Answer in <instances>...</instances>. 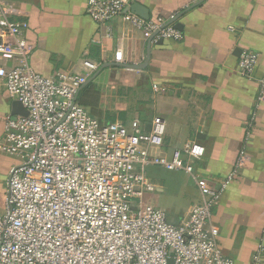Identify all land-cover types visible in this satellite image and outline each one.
<instances>
[{
  "label": "built area",
  "instance_id": "obj_1",
  "mask_svg": "<svg viewBox=\"0 0 264 264\" xmlns=\"http://www.w3.org/2000/svg\"><path fill=\"white\" fill-rule=\"evenodd\" d=\"M86 14L99 26L121 18L153 42L181 39L176 14L145 20L128 0H87ZM27 30L23 11L0 0V81L27 112L6 118L0 143L2 154L17 159L0 208V264H234L220 249L212 210L248 163L249 133L232 170L213 185L195 173L201 144L189 142L169 156L152 152L162 146L163 120L154 119L148 132L137 121L130 129L100 124L77 103L99 63L84 58L73 71L35 72ZM121 57L117 50L114 61ZM257 63L255 52L242 50L239 74L253 78ZM147 167L194 179L200 201L182 223H169L145 202L155 190ZM262 257L261 243L253 264Z\"/></svg>",
  "mask_w": 264,
  "mask_h": 264
},
{
  "label": "crops",
  "instance_id": "obj_2",
  "mask_svg": "<svg viewBox=\"0 0 264 264\" xmlns=\"http://www.w3.org/2000/svg\"><path fill=\"white\" fill-rule=\"evenodd\" d=\"M6 1L28 22L35 72L73 71L84 58L99 63L76 101L100 124L130 129L137 121L150 131L154 119L163 120L162 146L152 152L169 156L189 142L201 144L195 173L213 185L232 170L249 133L248 163L222 193L212 223L223 255L234 264H253L264 244V0H128L130 11L139 4L149 19L176 14L173 27L181 39L156 42L121 18L97 25L86 14L87 0ZM117 50L121 62L114 61ZM242 50L258 55L251 79L238 72ZM13 101L0 81V143ZM16 163L0 152V200ZM145 176L155 186L145 202L171 224L185 221L200 201L194 179L182 172L147 167Z\"/></svg>",
  "mask_w": 264,
  "mask_h": 264
},
{
  "label": "water",
  "instance_id": "obj_3",
  "mask_svg": "<svg viewBox=\"0 0 264 264\" xmlns=\"http://www.w3.org/2000/svg\"><path fill=\"white\" fill-rule=\"evenodd\" d=\"M131 12L135 13L137 16L148 20V13L146 9L141 7L139 4H133L131 5ZM176 28V25H174ZM27 112L26 110L21 106V104L18 101H13L11 105V116H26ZM148 126H146L145 131H148Z\"/></svg>",
  "mask_w": 264,
  "mask_h": 264
},
{
  "label": "rangeland",
  "instance_id": "obj_4",
  "mask_svg": "<svg viewBox=\"0 0 264 264\" xmlns=\"http://www.w3.org/2000/svg\"><path fill=\"white\" fill-rule=\"evenodd\" d=\"M5 169L2 170V168H0V174H2L4 172ZM2 171V172H1ZM4 202V196L2 197V199L0 200V208H2Z\"/></svg>",
  "mask_w": 264,
  "mask_h": 264
}]
</instances>
